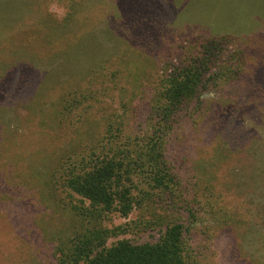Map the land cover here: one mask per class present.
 <instances>
[{"label": "trees", "instance_id": "1", "mask_svg": "<svg viewBox=\"0 0 264 264\" xmlns=\"http://www.w3.org/2000/svg\"><path fill=\"white\" fill-rule=\"evenodd\" d=\"M49 1L0 0V86L18 70H43L29 99L35 100L39 108L37 127L48 131L52 129L47 123L50 119L53 124L64 119L68 125L81 119V126L70 135L63 155L53 162L48 178L52 184L62 180V186L80 196L79 205L56 203L61 209L73 212L77 225L68 237L49 238L53 242L50 254L55 255L57 264H186L181 223L167 225L153 241L134 243L121 239L107 245V230L100 226V221L110 212L127 216L151 197V190L164 193L179 186L180 179L173 172L174 163L168 157L172 156L177 142L183 141L181 138L188 133L193 137L194 129L199 134L207 133L210 141H216L219 160L228 162L230 156L240 155L234 134L229 133L227 137L220 128L223 122L219 127L214 113L201 111L200 89L219 86L222 80L238 79L241 67L232 66L231 73L222 77V70L229 65L225 44L244 42L250 35L243 33L248 26L260 24L249 13L239 12L235 19L229 20L222 10L227 1L209 0L215 6V11L209 10L211 20L186 23L179 31L177 42L173 35L167 41L168 58L161 59L155 50L131 44L125 39L126 34L111 31L109 23L120 17L118 0H60L65 7V16L61 19L48 11ZM168 2L176 8L172 0ZM130 18L134 17L129 15L127 19L129 37L141 31L143 25L142 20L129 21ZM99 24L103 31L96 34L94 29ZM71 26L76 28L72 36ZM193 27L200 29L199 35L192 33ZM163 31L156 39L158 45L165 35ZM173 32L177 38L174 28L168 34ZM257 59L264 64V54ZM81 75L85 78L82 82ZM89 77L99 81L98 90L92 91L95 82L86 80ZM28 79L26 76L15 79L11 90L28 86L23 83ZM108 83L113 85L111 91H106ZM50 107L58 111L49 114L47 120L42 119ZM195 123L202 125L197 127ZM180 130L182 135L178 133ZM260 149L258 146L251 151L250 146L246 147L240 157L245 156L255 183L263 184L264 165L254 164L260 159ZM179 154L177 150L175 162L178 156L191 171L189 162ZM213 178L214 183L209 179L200 187L206 203L219 199L215 186L218 177ZM237 184H247V180L240 179ZM7 192L0 191V196H5L0 199V209L9 211L8 217L17 220L13 231L23 236L28 230L18 215L12 213L18 203H6ZM44 222L48 231L54 230L53 224ZM31 234L26 240L13 238L17 243L14 253L18 255L15 264L35 261L28 247L32 252L35 248L39 251L43 239L39 233ZM3 262L5 258L0 256V264ZM35 264H39V259Z\"/></svg>", "mask_w": 264, "mask_h": 264}, {"label": "rangeland", "instance_id": "2", "mask_svg": "<svg viewBox=\"0 0 264 264\" xmlns=\"http://www.w3.org/2000/svg\"><path fill=\"white\" fill-rule=\"evenodd\" d=\"M225 1L227 3L222 10L227 19H235L239 12L249 13L253 21L260 25L248 26L243 33L250 35L244 42L225 44V56L229 55L226 60L229 65L222 70V77L226 78L231 73L232 66L241 67L243 70H239L240 76L237 80H222L219 86L201 88L202 103L199 105L201 111L215 114L219 127L223 122L224 125L220 128L225 131L227 137L229 133L234 134L241 153L230 156L231 160L228 162L221 161L216 153V141H210L207 133L199 134L195 129L193 137L188 133L186 137L181 138L183 141L177 142L172 156L168 157L170 163L171 160L174 163L173 172H177L179 186L164 193L151 190V197H147L141 206L132 209L125 217L117 212L104 215L100 226L107 230V245L121 239L134 243L153 241L159 238L167 225L179 222L184 227L183 247L186 264H264V183H255L256 178L252 175L251 168H247L245 156L240 157L245 154L244 148L250 146L252 151L254 147L260 146V159L254 164L256 167L264 165V64L257 62V56L264 54V37H258L264 35V0ZM118 2L120 17L109 23L111 31L126 34L125 39L131 44L144 46L148 51L155 50L161 59L168 58L166 46L172 35L177 42L179 31L183 30L186 23L209 22V10L215 11L214 4L209 0H172L176 8H173L168 0ZM243 3L245 6H242ZM248 8L250 10H247ZM95 10L97 12V9ZM48 11L61 19L65 16L64 3L60 0H50ZM217 11L220 9L217 8ZM129 15L137 21L142 20L143 23L142 30L130 37L127 34L130 33L127 21ZM134 19L130 18L129 21ZM162 27L165 35L158 45L156 39L160 36ZM172 28L177 31V38L174 32L168 34ZM69 30L71 36L76 34L74 26ZM98 31H103L101 24L94 29L96 34ZM200 32L199 28L193 27L192 33L199 35ZM141 35L143 39L138 40ZM153 39L155 41H152ZM250 55L256 58L252 59ZM248 67L251 68L250 71L247 70ZM43 72L40 69L18 70L5 85L0 86V191L10 192L6 194L9 197L6 198V203H18L12 213L18 215V220L26 225L28 230L23 236L18 235L13 231L17 220L8 217L9 211L0 209V256L6 261L3 264L16 263L18 255L14 250L17 249V243L13 238L23 237L26 240L30 232L31 236L39 233L43 239L38 246L39 251L35 248L32 252L31 247H28L27 251L35 260H31L32 264L38 259L39 264H57L55 255L50 254L53 242L49 241V238L68 237L77 225L73 212L61 209L56 203L79 205L80 196L62 186V180H55L52 184L48 182V178L54 166L53 162L63 155L64 146L70 135L76 133L81 126V119H76L69 125L64 119H58L56 124L50 119L47 123L52 129L47 128L48 131L37 127L39 108L35 100L29 99L34 83L41 78ZM23 76L29 78L23 82L28 86H18L15 87L17 89L11 90V84ZM80 78L81 82L85 80L82 75ZM89 79L95 82L91 87L92 91L98 90L99 81L91 77L86 80ZM112 86V83H108L109 89L106 91H111ZM48 111L42 119L47 120L49 114L58 110L50 107ZM193 125L201 127L202 123ZM181 130L178 132L180 135ZM177 150L180 151L179 156L189 162L191 171L187 170L188 166L178 156L175 162ZM183 150L186 152H182ZM71 161L72 159L66 163ZM224 162L226 163L223 165ZM227 168L229 170H226ZM215 175L218 177L215 186L219 191L216 192L219 199L206 203L200 187L209 179L214 183ZM240 179L247 180V184L238 186ZM0 199H5V196H0ZM44 220L54 225L53 231L46 229L47 223ZM45 229L46 233L43 232ZM23 255L26 257L27 253L24 252Z\"/></svg>", "mask_w": 264, "mask_h": 264}]
</instances>
